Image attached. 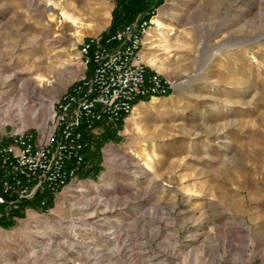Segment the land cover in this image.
I'll use <instances>...</instances> for the list:
<instances>
[{"label": "rangeland", "instance_id": "374dc122", "mask_svg": "<svg viewBox=\"0 0 264 264\" xmlns=\"http://www.w3.org/2000/svg\"><path fill=\"white\" fill-rule=\"evenodd\" d=\"M119 1L0 0V145L45 128ZM63 11L90 28L81 42ZM154 15L143 57L175 92L136 105L141 133L135 109L102 130L51 209L0 225V264H264V0H164Z\"/></svg>", "mask_w": 264, "mask_h": 264}, {"label": "built area", "instance_id": "2783aa9c", "mask_svg": "<svg viewBox=\"0 0 264 264\" xmlns=\"http://www.w3.org/2000/svg\"><path fill=\"white\" fill-rule=\"evenodd\" d=\"M154 14L82 41L89 74L54 102L45 128L18 130L0 145L1 205L16 208L40 198V207H46L84 172L93 139L105 127L122 125L139 102L175 92L177 84L143 60Z\"/></svg>", "mask_w": 264, "mask_h": 264}, {"label": "trees", "instance_id": "16d2710c", "mask_svg": "<svg viewBox=\"0 0 264 264\" xmlns=\"http://www.w3.org/2000/svg\"><path fill=\"white\" fill-rule=\"evenodd\" d=\"M164 0H120L119 6L117 10L114 11L113 22L111 29L107 34L112 33L115 29L123 27L129 23H131L137 16L142 15V17L149 18L152 12L163 4ZM143 101H149V99H145ZM110 129L105 127L103 130L106 133V137H111ZM101 137L96 136L93 139V144L99 145ZM85 175V173L83 174ZM2 189V180L0 176V196L3 195ZM54 200L50 199L48 201V205L43 209H51L53 207ZM27 208H38L40 209V198L35 199L32 202H23L19 204L16 208L14 207H6L5 205L0 204V225L4 228L14 227L16 221L14 218L23 217L24 211Z\"/></svg>", "mask_w": 264, "mask_h": 264}, {"label": "bare ground", "instance_id": "6f19581e", "mask_svg": "<svg viewBox=\"0 0 264 264\" xmlns=\"http://www.w3.org/2000/svg\"><path fill=\"white\" fill-rule=\"evenodd\" d=\"M69 6H71L69 4ZM62 16L63 18L67 21V22H71L75 25L76 27V31H75V37L77 39L78 42H81L82 39L84 37H86L88 35V31L90 28H86L84 27L76 18L75 16H73L70 12L68 11H63L62 12ZM154 24H155V31H160L163 27H164V24L158 19V18H154ZM91 31V30H90ZM148 38H155V35L152 34V33H149ZM150 44L149 41L145 42V46ZM65 51V50H64ZM144 61L150 65L151 67H153L155 70H158L159 73H164V66H163V63L161 61V58L159 57L158 54H153L151 56H144L143 57ZM41 81H47L48 79H46L45 77H42L40 78ZM159 98L158 99H153L152 102H151V105H154L158 102ZM52 105H50V108H51ZM53 107V106H52ZM52 109V108H51ZM50 109V110H51ZM140 111V109H138ZM136 114H138L137 110L135 109V112L133 113L134 116H132L130 118V121H131V126H133L134 130H136L137 133H141L142 132V129L140 128V126L138 125L137 123V117L135 116ZM37 115V114H36ZM36 115H33V117L35 118ZM1 120L3 123L7 124L8 123V119L6 117H1ZM131 130V128H130ZM129 130V131H130ZM143 149V148H142ZM144 150V149H143Z\"/></svg>", "mask_w": 264, "mask_h": 264}]
</instances>
